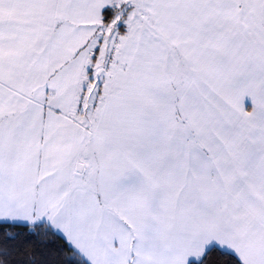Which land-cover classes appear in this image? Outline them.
Listing matches in <instances>:
<instances>
[{
    "label": "snow or ice",
    "instance_id": "snow-or-ice-1",
    "mask_svg": "<svg viewBox=\"0 0 264 264\" xmlns=\"http://www.w3.org/2000/svg\"><path fill=\"white\" fill-rule=\"evenodd\" d=\"M0 264H264V0H0Z\"/></svg>",
    "mask_w": 264,
    "mask_h": 264
}]
</instances>
